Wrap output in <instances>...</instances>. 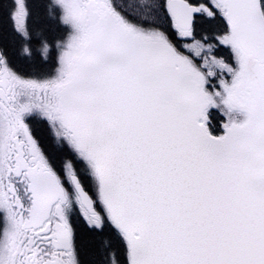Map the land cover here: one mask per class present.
Instances as JSON below:
<instances>
[{
	"label": "snow or ice",
	"instance_id": "snow-or-ice-1",
	"mask_svg": "<svg viewBox=\"0 0 264 264\" xmlns=\"http://www.w3.org/2000/svg\"><path fill=\"white\" fill-rule=\"evenodd\" d=\"M0 264H264V0H0Z\"/></svg>",
	"mask_w": 264,
	"mask_h": 264
}]
</instances>
